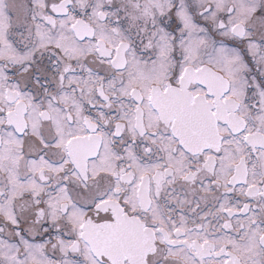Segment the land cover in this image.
I'll return each mask as SVG.
<instances>
[{
	"label": "snow or ice",
	"instance_id": "6c2138e0",
	"mask_svg": "<svg viewBox=\"0 0 264 264\" xmlns=\"http://www.w3.org/2000/svg\"><path fill=\"white\" fill-rule=\"evenodd\" d=\"M0 264H264V0H0Z\"/></svg>",
	"mask_w": 264,
	"mask_h": 264
}]
</instances>
